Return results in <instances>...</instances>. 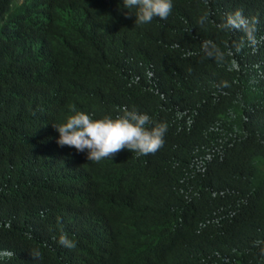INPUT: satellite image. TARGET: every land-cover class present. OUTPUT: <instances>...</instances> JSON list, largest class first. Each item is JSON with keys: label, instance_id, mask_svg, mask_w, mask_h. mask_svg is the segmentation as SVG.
Instances as JSON below:
<instances>
[{"label": "trees", "instance_id": "16d2710c", "mask_svg": "<svg viewBox=\"0 0 264 264\" xmlns=\"http://www.w3.org/2000/svg\"><path fill=\"white\" fill-rule=\"evenodd\" d=\"M126 12L0 0V264H264V0ZM73 105L145 113L164 144L88 161L56 143Z\"/></svg>", "mask_w": 264, "mask_h": 264}, {"label": "clouds", "instance_id": "9594fccd", "mask_svg": "<svg viewBox=\"0 0 264 264\" xmlns=\"http://www.w3.org/2000/svg\"><path fill=\"white\" fill-rule=\"evenodd\" d=\"M125 9H134L136 25L149 24L156 17L166 20L172 10V0H122ZM236 19H228V26L239 27L246 23L240 18V13L235 14ZM209 45L215 49L211 41L203 43V50L212 55ZM63 122L52 124L58 133L56 143L60 146L74 148L77 152H86L87 160L100 162L111 159L118 152L127 149L137 155H148L157 152L164 144V135L167 125L163 122L154 126L151 117L136 110L123 107L115 117L105 115L102 118H93L91 114L78 111L73 105ZM58 243L68 249L76 247L74 240L62 229L58 237ZM34 260L40 258L38 250L30 252ZM10 251H0V258H11Z\"/></svg>", "mask_w": 264, "mask_h": 264}]
</instances>
